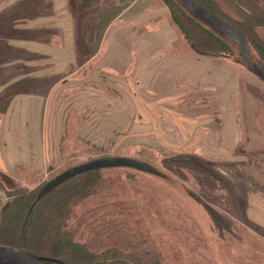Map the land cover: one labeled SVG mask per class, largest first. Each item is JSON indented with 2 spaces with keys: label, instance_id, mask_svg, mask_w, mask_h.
<instances>
[{
  "label": "rangeland",
  "instance_id": "1",
  "mask_svg": "<svg viewBox=\"0 0 264 264\" xmlns=\"http://www.w3.org/2000/svg\"><path fill=\"white\" fill-rule=\"evenodd\" d=\"M5 1L0 0V9H4L0 12V115L5 111L0 127V152L8 168H12L15 162L29 167L15 168L12 172L8 168H5L6 171L0 170V178L6 185L10 189L13 186L26 187L37 195L48 179L73 164L107 154L141 158L161 169L165 176L128 167H115L107 174L116 177V195L124 196L133 204L130 209L141 216L142 226L159 243L167 264H264V80L242 65L238 49L233 46L231 52L215 57L235 61L250 77L259 81L252 82L251 89L261 100L257 114L260 134L250 136L260 137V144L256 146L259 151L255 152L254 142L248 147V141H244L248 135L244 134L235 151L229 149L230 156L224 151L221 160H214L211 159L210 149H201L198 145L202 143L201 136L209 140L210 126L213 129L219 124L208 114L196 116L205 106L204 112L211 111L205 96L193 95L181 102L187 106V113L194 114L192 117L195 118H171L169 120L178 130L163 126V131L154 132V124L161 122L162 118H148L147 111L146 116L141 113V118H136L129 102L131 90L122 96L124 109L118 111L114 108L111 99L115 94L114 89L122 87L116 83L128 89L126 76L120 79L111 72L101 73L100 76V71L94 67L87 77L90 69L86 62L90 55L88 52L98 46L104 27L114 18H124V9L129 4L134 3L135 9L146 0H68L69 16L74 17L80 31L74 43V63L62 70L54 69V48L38 53L27 51L28 48L24 46L37 41L58 47L64 41L60 36L61 27L54 26V0ZM217 1L227 17L240 22L246 20L230 8L226 0ZM167 3L166 0H152V8H165L172 22ZM219 16L236 26L225 15ZM258 32L264 39L261 26ZM180 36L181 44L185 38ZM185 41L187 48L192 49ZM252 50L260 56L253 46ZM38 73H42L43 78L20 79ZM63 78L67 82L54 87V82ZM104 80L108 81L104 83ZM244 81L249 82L246 78ZM88 82L94 85L95 91L100 89L106 92L102 94L107 101L103 107L106 116L92 115L94 121L102 124L101 133H94L89 128L88 133L84 132L85 137L81 135L82 140L77 139L75 133L83 119L74 117L70 122L68 139L62 144V149H57L51 134L56 104L59 107L70 106L73 102L71 99L77 96L72 88L82 87ZM28 93H33V96ZM35 93L49 94L44 108L43 105L41 107L39 94ZM59 95L62 98L57 103ZM98 104L99 101L95 99L91 108ZM178 107L172 103L175 114L177 112L174 110H178ZM32 111H35L33 116ZM181 131L186 134L178 137L177 133ZM43 144L44 149L45 146L48 148V162L53 164L47 168V173L42 168ZM178 155L191 156L192 160H173ZM113 198L107 193L91 199L87 206ZM8 199L9 195L0 192V209ZM258 208L261 213L257 212Z\"/></svg>",
  "mask_w": 264,
  "mask_h": 264
},
{
  "label": "crops",
  "instance_id": "2",
  "mask_svg": "<svg viewBox=\"0 0 264 264\" xmlns=\"http://www.w3.org/2000/svg\"><path fill=\"white\" fill-rule=\"evenodd\" d=\"M1 2L5 3L6 1L1 0ZM67 4L68 0H54V8L56 7L54 26L61 27L60 36L64 39L60 46L50 47L37 41L24 45L28 48L27 51L38 53L49 52L50 48H54L52 49L54 69L57 70L65 69L70 63H74V43L80 31V28L78 29L75 24L74 17L71 14L69 16ZM133 7L134 3L129 4L124 9V18H114V21L112 20L104 27L99 35L98 46L88 52L90 55L86 61L90 65L87 77L91 73L90 71L96 67L100 71V76L101 73L111 72L115 76H120V79L124 76L128 79V89L123 88V84L116 83L122 87L114 89V97H111L114 101V108L118 111L124 109L122 96L131 90L129 102L136 113V118L147 111L148 114L145 116L148 118H162L161 122L154 124V132L163 131V126H170L178 130L173 121L169 119L195 118L192 117L195 116L194 114L187 113V106L182 105L181 102L186 101L189 96L203 95L207 98L211 111L204 112L206 111L205 106V108H201L203 111L196 116L208 114L213 119H217L219 124L213 129L210 126L209 140L201 136L202 143L198 144L199 147L210 149L211 159L221 160L223 154L225 155L223 152L227 151L226 155L230 156V150L235 151L236 146L238 143L240 144L246 134L248 136L244 141H248L246 142L248 147L251 142H254L255 152L259 151L256 146L260 144V137H250L252 134H260L257 114L261 108V100L257 93L251 89L252 82L259 83V81L250 77L240 65L231 59H218L212 55L198 54L193 49L187 48L185 39L180 44L182 38L178 29L170 21L168 11L163 7L152 8V0L144 1L138 8L133 9ZM3 10V8L0 9V12ZM43 76L42 73L30 74L22 76L20 79L43 78ZM244 78L251 84L244 81ZM105 81L108 80H104V83H106ZM66 82V78L59 79L54 82V87L58 88ZM93 87L94 85H91L90 82L82 87L74 86L72 90L77 96L71 99L73 101L71 105L59 107L56 104V115L51 121V134L54 136L53 143L56 144L57 149L58 147L62 149V144L68 139V134L71 132L70 122L74 117L83 119L75 133V137L79 140H82L81 135L85 137L84 132L88 133L89 128L94 133H99L102 130V124L94 121L92 115L106 116L103 107L107 101L102 97V94H106V92L99 88L98 91H95L96 89ZM28 94L33 96V93ZM62 95H59L57 103ZM39 98L41 107L43 105L44 108L49 94L47 96L39 94ZM95 99L99 101V104L92 109L91 103H94ZM172 103L179 106L178 110H174L177 112L176 114L172 111ZM3 112L5 113L3 110L0 115V127L4 120ZM31 114L33 116L35 111H32ZM43 118L44 111L42 121ZM242 121L243 124H241ZM46 125L48 126L47 117ZM40 130L42 131V126ZM183 133L182 131L178 132V137L185 136L186 133ZM43 141L46 143L45 139ZM232 145L235 146L231 149ZM42 150L44 156L42 168L45 172L53 164L48 162V148L45 146L44 149V144ZM21 167L29 168L18 162H15L12 168H8L3 161V154L0 152L1 171H6L8 168L12 172L15 168ZM262 197L264 198V194ZM257 212L261 213L259 208Z\"/></svg>",
  "mask_w": 264,
  "mask_h": 264
},
{
  "label": "trees",
  "instance_id": "3",
  "mask_svg": "<svg viewBox=\"0 0 264 264\" xmlns=\"http://www.w3.org/2000/svg\"><path fill=\"white\" fill-rule=\"evenodd\" d=\"M166 1L173 24L196 53L218 57L233 50L175 0ZM199 1L240 28L264 58V39L258 32L259 26L264 29V0H226L246 19L243 22L227 17L217 0ZM114 169L87 171L68 179L34 207L27 221L36 193L22 186L10 189L0 178V192L10 197L0 209V244L24 246L68 264H167L159 243L142 226L141 216L130 209L133 204L116 195V177L107 174ZM107 193L114 198L87 206Z\"/></svg>",
  "mask_w": 264,
  "mask_h": 264
},
{
  "label": "water",
  "instance_id": "4",
  "mask_svg": "<svg viewBox=\"0 0 264 264\" xmlns=\"http://www.w3.org/2000/svg\"><path fill=\"white\" fill-rule=\"evenodd\" d=\"M189 15L198 22L213 31L216 35L229 42L238 49L239 61L250 72L264 80V58L254 54L252 44L243 31L232 25L216 13L209 10L199 0H175ZM175 161H189L191 156L178 155L173 157ZM115 167H128L157 176H165V173L153 163L128 155L107 154L90 158L73 164L48 179L38 191L35 199L29 207L26 221L34 207L54 188L81 173ZM68 264L67 262L52 256L37 254L26 247H14L0 244V264Z\"/></svg>",
  "mask_w": 264,
  "mask_h": 264
}]
</instances>
